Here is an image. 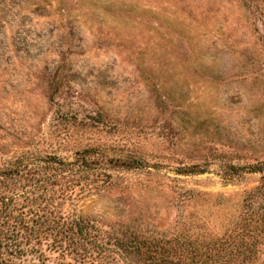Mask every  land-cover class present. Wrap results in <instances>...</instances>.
Returning <instances> with one entry per match:
<instances>
[{
	"label": "rangeland",
	"instance_id": "obj_1",
	"mask_svg": "<svg viewBox=\"0 0 264 264\" xmlns=\"http://www.w3.org/2000/svg\"><path fill=\"white\" fill-rule=\"evenodd\" d=\"M22 155L0 216L42 215L46 264H264V0H0Z\"/></svg>",
	"mask_w": 264,
	"mask_h": 264
},
{
	"label": "trees",
	"instance_id": "obj_2",
	"mask_svg": "<svg viewBox=\"0 0 264 264\" xmlns=\"http://www.w3.org/2000/svg\"><path fill=\"white\" fill-rule=\"evenodd\" d=\"M24 156L25 155H22L15 159L8 160L5 165L0 164V202L5 203L6 201L14 199L19 194L15 190L7 191L6 188L3 187V183L6 180H13L21 175H29L39 171V169L32 167V163L26 162L27 158ZM43 159L45 161V167H55L61 172L72 169L71 166L74 165L73 163L59 160L55 156ZM133 166H135L133 162L129 164V167ZM244 167L245 166L242 168ZM193 169V172L204 171L198 168ZM233 169L238 168L233 167ZM245 169L256 171L261 169V167L249 166ZM184 171L192 172L190 169ZM6 209L5 214L0 216V219L1 217L4 218V221H0V264H23V262L24 264H46V261L42 259L40 255H34V253H38L39 250L30 245L39 232L38 225L35 221L36 219L40 220L42 215L36 213L35 216L37 217L33 218L24 215L18 219V213L15 208H9V206H7ZM10 217H14V219L12 220ZM8 254H17L19 261L11 260Z\"/></svg>",
	"mask_w": 264,
	"mask_h": 264
}]
</instances>
